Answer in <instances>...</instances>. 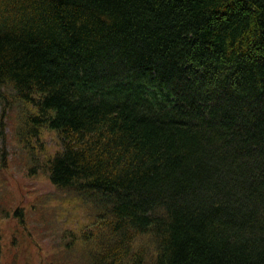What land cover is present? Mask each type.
<instances>
[{
  "label": "trees",
  "instance_id": "obj_1",
  "mask_svg": "<svg viewBox=\"0 0 264 264\" xmlns=\"http://www.w3.org/2000/svg\"><path fill=\"white\" fill-rule=\"evenodd\" d=\"M2 88L81 264H264V0H0Z\"/></svg>",
  "mask_w": 264,
  "mask_h": 264
},
{
  "label": "rangeland",
  "instance_id": "obj_2",
  "mask_svg": "<svg viewBox=\"0 0 264 264\" xmlns=\"http://www.w3.org/2000/svg\"><path fill=\"white\" fill-rule=\"evenodd\" d=\"M5 142L0 139V264H81V231L94 208L73 192L55 187L45 168L60 148L54 130L19 141L26 106L11 89L0 91ZM4 154V156L2 155Z\"/></svg>",
  "mask_w": 264,
  "mask_h": 264
}]
</instances>
